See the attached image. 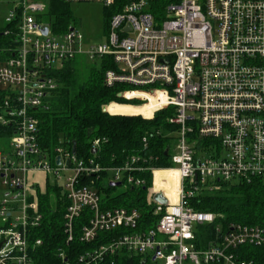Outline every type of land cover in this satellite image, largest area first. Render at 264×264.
Masks as SVG:
<instances>
[{
	"label": "built area",
	"instance_id": "2783aa9c",
	"mask_svg": "<svg viewBox=\"0 0 264 264\" xmlns=\"http://www.w3.org/2000/svg\"><path fill=\"white\" fill-rule=\"evenodd\" d=\"M61 1L96 2L110 9L118 0ZM156 3L122 0L105 41L87 49L76 28L69 27L60 39L40 20L45 0H20L12 7L5 31L14 35L7 49L11 57L0 61V93L7 105L0 124L13 131L9 147L0 151V264H36L34 254L44 245L33 234L44 221L32 180L37 172L61 191L58 201L67 202L68 243L86 211L92 217L79 231L83 243H93L101 232L130 231L74 263L59 250L64 264H99L122 253L155 258L157 264H254L244 258L243 248L263 245L262 229L231 224L222 231L218 226L217 239L200 248L198 228L215 225L217 216L196 211L190 203L218 191L219 183L264 181V0H169L162 15L154 12ZM105 57L115 66L106 72L105 85L131 87L119 98L140 101L143 107L155 103L153 115L174 109L168 120L178 134L169 151L172 167L156 168L133 156L122 167L104 169L64 147L53 156L41 149L36 114L59 86L51 73L78 58L94 62ZM204 141L212 143L204 146ZM143 143L147 148V137ZM100 144L95 140L93 149ZM161 170H178L176 203L165 190L155 189V174ZM103 171L112 173L110 183L124 182L125 187L146 185L137 172L152 174L147 202L158 217L154 228L138 229V210L102 209L98 191L84 180ZM157 194L167 204L157 202Z\"/></svg>",
	"mask_w": 264,
	"mask_h": 264
},
{
	"label": "trees",
	"instance_id": "16d2710c",
	"mask_svg": "<svg viewBox=\"0 0 264 264\" xmlns=\"http://www.w3.org/2000/svg\"><path fill=\"white\" fill-rule=\"evenodd\" d=\"M46 1L48 9L40 17V20L50 24L54 32L56 30L66 32L72 18L70 3L61 0ZM168 2L169 0H157L154 12H159L162 15ZM121 5L122 0H118L117 6L106 9V33L112 15L120 11L118 8ZM8 28L9 25H6L0 31V61L11 57L7 49L10 48L14 35L5 34ZM84 60L87 59L78 58L69 61L62 69L51 73L59 86L46 100V108L39 109L36 114L41 149L53 156L58 147H64L71 152L75 143L79 159L86 161L93 159L104 169L122 167L133 156L146 158L149 161L148 165L156 168L172 167L170 157L165 156V151L167 148H171L173 140L170 135L177 131V128L168 121L174 109L169 107L156 113L152 120L144 119L143 117H152L153 109L156 107L155 103L145 107L122 105L127 101L119 98L118 94L131 89V87L116 85L109 88L105 85L106 72L115 68L110 57L94 61L90 65L84 63L82 65ZM78 63L82 67L87 66V71L79 69L81 65L78 66ZM79 71L82 72L81 75ZM129 95L138 97V95ZM4 98V94L0 93V113L7 107ZM104 106L107 112L103 110ZM12 134L10 126L0 124V140H8ZM144 137L148 138L147 148L144 147ZM95 140L101 141L97 149H93ZM209 143L212 142L204 141L202 145L205 146ZM134 175L145 179L146 185L126 187L124 191L116 194L114 191L118 187L107 184L110 180V173L107 171L85 179L84 183L92 185L98 191L103 210L115 208L138 210L141 214L138 229L142 231L152 229L158 221V217L153 213L154 208L147 202L148 188L152 185V174L137 172ZM219 186L220 189L215 193L201 195L190 203V206L196 211L213 213L217 216L215 225L198 228L196 234L200 239V248L217 239L218 235L215 230L218 226L224 231L231 224H242L255 226L264 231V181L254 179L250 183H219ZM178 188L179 177L176 172L167 170L156 172V191L165 190L172 203H176L178 200ZM59 192L50 184L47 186V192L39 196L44 221L33 234L34 238H41L44 245L38 247L34 254L36 264H64L59 258V250L65 254L70 263H74L79 255L93 251L113 238L130 232L124 228L112 232H101L93 243H83L78 238L79 231L83 225L88 224L92 217V213L86 211L82 218L76 222L73 241L68 243V237L64 231V213L67 202L58 201L55 209L52 205L51 194L59 196L61 194ZM243 252H245V259L253 261L254 264H264V244L245 247ZM99 264L157 263L140 255L122 253L114 257H107Z\"/></svg>",
	"mask_w": 264,
	"mask_h": 264
},
{
	"label": "rangeland",
	"instance_id": "374dc122",
	"mask_svg": "<svg viewBox=\"0 0 264 264\" xmlns=\"http://www.w3.org/2000/svg\"><path fill=\"white\" fill-rule=\"evenodd\" d=\"M19 1L20 0H0V31L6 27V25H7L6 18L8 17L12 7H14L17 3H19ZM45 2L47 4L46 0H45ZM47 9H48V5H47ZM70 9L72 12V18H71V21L69 22V26L76 28L80 32V34L82 35V38H83L82 42H83V46L85 49H87L88 47H90L92 45H97V44H100V43L105 41V38H106V32H105L106 9L103 5L96 3V2L73 3V4H70ZM52 30L54 32L53 27H52ZM63 32L64 31H62V30L61 31H59V30L55 31V33L57 34V37H60V39H61ZM83 63L87 64V65L92 64V62H89L88 60L82 61L81 64L84 65ZM79 64L80 63H78V66H79ZM82 65H81V68L79 67V69L87 71L88 67L83 66L84 67L83 68ZM85 71H83V72H85ZM81 73L82 72H80V75H81ZM122 105L141 106L143 104L140 101H132V102L127 101V103H125V104L123 103ZM103 110L106 111L105 106H104ZM155 115H152L151 118H146V117H143L142 115H140V116L143 117L144 119L152 120L155 117ZM177 136H178V134L170 135V138H172V140H173L172 144H171V149H174ZM10 138H11V136H10ZM10 138L8 140H0V151L1 152L6 150L9 147ZM110 179L111 180L113 179L112 173H110ZM39 181L42 182V179L40 177H39ZM110 182L111 181L109 180L107 182V184L108 183L110 184ZM104 185H106V183H104ZM125 189H126V187L124 185L120 186V187L116 188V190L114 191V194L120 193V192L124 191ZM57 190H59V189H57ZM3 193H4V191L1 190L0 196H2ZM59 193H61V191ZM59 196L61 198V194H59ZM59 196H56V194H51V199H52V203H53L52 205H53L54 209L57 205V202H58L57 198H59ZM244 254H245V252H244Z\"/></svg>",
	"mask_w": 264,
	"mask_h": 264
},
{
	"label": "water",
	"instance_id": "95a60500",
	"mask_svg": "<svg viewBox=\"0 0 264 264\" xmlns=\"http://www.w3.org/2000/svg\"><path fill=\"white\" fill-rule=\"evenodd\" d=\"M42 32L44 33V35H47V34H48V28L45 27V28L42 30ZM169 151H170V148H167L166 151H165V156H166V157L169 156ZM72 153H73V154L76 153V144H75V143H74L73 148H72ZM94 153H95V151H94ZM60 162H61V161H60V159L58 158V159H57V164H60ZM110 186H112V187H120V186H122V183H110ZM155 200H156L157 202L163 204V205L167 204V200L163 197L162 194H157V195L155 196ZM153 261L155 262L156 259L153 258Z\"/></svg>",
	"mask_w": 264,
	"mask_h": 264
},
{
	"label": "crops",
	"instance_id": "0c3cea01",
	"mask_svg": "<svg viewBox=\"0 0 264 264\" xmlns=\"http://www.w3.org/2000/svg\"><path fill=\"white\" fill-rule=\"evenodd\" d=\"M39 177L42 179V182L39 181ZM47 178L48 177L43 173L37 172L32 175V180L35 181L36 183L38 196H40V194H44L45 192H47V186L50 185Z\"/></svg>",
	"mask_w": 264,
	"mask_h": 264
},
{
	"label": "bare ground",
	"instance_id": "6f19581e",
	"mask_svg": "<svg viewBox=\"0 0 264 264\" xmlns=\"http://www.w3.org/2000/svg\"><path fill=\"white\" fill-rule=\"evenodd\" d=\"M161 171H163V170H161ZM167 171L176 172L178 174V177H179L178 170H167Z\"/></svg>",
	"mask_w": 264,
	"mask_h": 264
}]
</instances>
